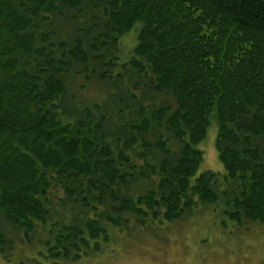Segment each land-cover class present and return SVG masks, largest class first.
Here are the masks:
<instances>
[{"label": "trees", "instance_id": "1", "mask_svg": "<svg viewBox=\"0 0 264 264\" xmlns=\"http://www.w3.org/2000/svg\"><path fill=\"white\" fill-rule=\"evenodd\" d=\"M211 204L264 225V0H0L4 262L79 264Z\"/></svg>", "mask_w": 264, "mask_h": 264}, {"label": "rangeland", "instance_id": "2", "mask_svg": "<svg viewBox=\"0 0 264 264\" xmlns=\"http://www.w3.org/2000/svg\"><path fill=\"white\" fill-rule=\"evenodd\" d=\"M96 88L89 86L78 96L92 100L103 96ZM207 130L200 145L203 159L198 171L221 176L224 170L215 148L217 129L211 125ZM221 211L220 204L198 205L176 222H157L122 233L100 256L79 264H264V225L245 222L238 226L221 216ZM0 264L9 263L0 257Z\"/></svg>", "mask_w": 264, "mask_h": 264}, {"label": "bare ground", "instance_id": "3", "mask_svg": "<svg viewBox=\"0 0 264 264\" xmlns=\"http://www.w3.org/2000/svg\"><path fill=\"white\" fill-rule=\"evenodd\" d=\"M66 91V90H65ZM119 93V92H118Z\"/></svg>", "mask_w": 264, "mask_h": 264}]
</instances>
